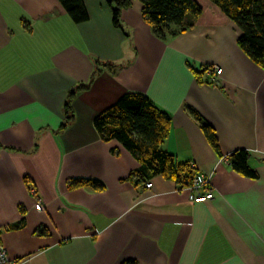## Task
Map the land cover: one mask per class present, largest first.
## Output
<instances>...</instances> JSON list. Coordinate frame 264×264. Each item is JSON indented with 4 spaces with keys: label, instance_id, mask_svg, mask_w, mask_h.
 I'll return each mask as SVG.
<instances>
[{
    "label": "crops",
    "instance_id": "crops-1",
    "mask_svg": "<svg viewBox=\"0 0 264 264\" xmlns=\"http://www.w3.org/2000/svg\"><path fill=\"white\" fill-rule=\"evenodd\" d=\"M82 1L75 24L57 0H0V247L20 264H264V70L237 27L196 0L194 26L163 41L138 0L119 28L113 0ZM125 93L170 116L162 148L211 176L212 200L162 176L146 188L133 156L100 138L95 117ZM237 150L257 178L233 170Z\"/></svg>",
    "mask_w": 264,
    "mask_h": 264
},
{
    "label": "trees",
    "instance_id": "trees-1",
    "mask_svg": "<svg viewBox=\"0 0 264 264\" xmlns=\"http://www.w3.org/2000/svg\"><path fill=\"white\" fill-rule=\"evenodd\" d=\"M57 1L73 23L81 24L87 21L88 14L82 0ZM138 1L142 5L143 18L153 34L163 41L191 29L203 13L196 0ZM208 1L239 30L237 38L239 49L251 62L264 70V0ZM130 4L131 0H113L110 3L115 27H120V14L130 7ZM195 75L198 73L195 72ZM192 115L200 122L210 146L218 152V140L213 128L202 123L196 113ZM69 118L70 116L67 117ZM170 122V116L147 96L140 93H125L114 105L95 117L93 126L104 142L115 141L133 156L139 164L136 171L138 182L148 183L152 177L162 176L177 184L183 182L182 184L186 185L195 175H192L191 167L178 163L173 155L162 148L169 135ZM248 157L246 151L237 150L229 158L230 165L235 172L255 179L257 174L247 166ZM92 185L99 186L97 182H92Z\"/></svg>",
    "mask_w": 264,
    "mask_h": 264
},
{
    "label": "built area",
    "instance_id": "built-area-1",
    "mask_svg": "<svg viewBox=\"0 0 264 264\" xmlns=\"http://www.w3.org/2000/svg\"><path fill=\"white\" fill-rule=\"evenodd\" d=\"M205 72L210 77L219 76L222 72L221 68L210 66L205 69ZM211 176L203 174H195L190 182L184 185L189 193V200L195 203H202L214 198V191L210 186ZM152 184L146 183V188L150 189ZM35 209L40 211L42 209L41 200L38 199ZM0 264H20L18 261H12L8 258L5 250L0 247Z\"/></svg>",
    "mask_w": 264,
    "mask_h": 264
}]
</instances>
